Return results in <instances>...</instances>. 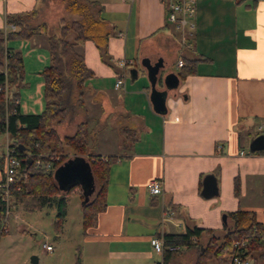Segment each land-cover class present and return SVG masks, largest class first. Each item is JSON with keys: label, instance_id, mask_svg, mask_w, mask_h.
<instances>
[{"label": "crops", "instance_id": "obj_1", "mask_svg": "<svg viewBox=\"0 0 264 264\" xmlns=\"http://www.w3.org/2000/svg\"><path fill=\"white\" fill-rule=\"evenodd\" d=\"M40 1L0 0V29H17L6 16L29 12ZM95 1L114 30L107 50L115 67L101 59L91 39L82 43L85 64L93 72L86 81L85 120L89 134L94 131L97 150L92 153L117 159L110 166L106 207L95 225L81 232L78 264H163L151 236L181 232L186 223L222 234V214L237 208L253 210L264 225L263 207L244 199L264 197V152L250 151L255 134H264L258 130L259 125L264 129V0H193L191 29L167 20L169 0ZM6 46L20 51L24 64L21 87L27 94L23 99L19 89V111L39 113L44 108L40 72L49 62L46 38L37 32L9 39ZM144 57L164 61L160 74H176L178 59L196 60L194 71L168 88L163 113L152 107L150 82L140 63ZM121 59L127 61L123 68L117 65ZM117 72L124 74L120 87H115ZM160 79L156 86L162 85ZM118 114L125 122L116 120ZM123 124L121 130L134 132L125 143L117 127ZM205 174L214 175L217 195L200 194ZM235 177L239 196L233 193ZM152 178L162 181L159 193L148 190ZM188 251V264H194V246L165 264H178Z\"/></svg>", "mask_w": 264, "mask_h": 264}, {"label": "trees", "instance_id": "obj_2", "mask_svg": "<svg viewBox=\"0 0 264 264\" xmlns=\"http://www.w3.org/2000/svg\"><path fill=\"white\" fill-rule=\"evenodd\" d=\"M38 7L23 14L7 15L6 22L17 29H0V128L4 130L7 127L10 147L14 149L20 163L11 187V197L15 201H25L26 209L29 210L54 205V225L59 233L66 215L68 195L76 191L82 200V231L85 232V229L95 225L99 212L106 207L110 166L117 156H103L88 150L89 130L86 120L77 123L74 132L63 138L58 135L56 125L72 117L77 107L84 105L86 81L93 72L85 64L82 43L91 39L98 48L101 59L115 67L107 50L108 38L114 34V30L102 16V8L95 0H69L66 7L74 16L69 21L61 17L57 30L50 29L45 21L31 22L37 17ZM37 32L44 34L49 53V62L40 72L43 79L44 108L39 113H22L19 111L18 93L19 87L25 84L24 64L20 51L6 46V41L30 38ZM195 61L186 59L182 62L179 71L174 75L177 83L186 74L194 71ZM5 82L7 99L4 93ZM176 87L177 84L174 88ZM13 107H16V111L6 114ZM257 136L260 134H255L254 139ZM257 144L258 147H253L250 151L264 152V143L260 147L261 143ZM66 148L71 150V156L63 154ZM43 150L50 153L40 155ZM51 152L61 158L59 161H52L50 170L36 165L37 157L41 161H48ZM74 156L83 157L88 162L95 182V190L87 200H84L79 184H71L66 189H61L55 175L56 168ZM3 163L1 154L0 175ZM199 190L204 197L217 195L218 186L214 175L202 176ZM233 193L239 196L237 177L234 178ZM3 208L1 203L0 214ZM223 214L226 222L223 223L222 234H217L214 228L188 223L181 232L163 233L161 236L165 243L183 246L175 252L164 251L163 264L169 257L191 246L197 250L194 264H230L235 240L246 241V254L253 258L252 264H264V225L256 219L255 212L237 208Z\"/></svg>", "mask_w": 264, "mask_h": 264}, {"label": "rangeland", "instance_id": "obj_3", "mask_svg": "<svg viewBox=\"0 0 264 264\" xmlns=\"http://www.w3.org/2000/svg\"><path fill=\"white\" fill-rule=\"evenodd\" d=\"M69 0H41L39 3V11L37 17L32 23H40L45 21L52 30H57L59 19L63 17L66 21L73 18V13L66 7ZM179 35H176V40ZM171 71H175L174 64L167 67ZM126 78V82L129 81ZM148 81V79H145ZM36 87V85H35ZM37 88V87H36ZM23 99L26 97L27 91L19 87ZM37 91V89H36ZM118 92L121 90L117 89ZM116 91V92H117ZM18 93V95L20 94ZM86 106L77 107L72 117H68L64 122L56 125V131L60 137L70 135L74 132L77 123L85 121ZM96 111V110H95ZM93 109L88 110V114L95 116ZM116 120L125 122V117L118 114ZM108 123L107 120H105ZM101 118L99 124H101ZM65 124V126H63ZM122 132V140L127 142L134 132L132 129H124L123 125H117ZM88 128V127H87ZM66 133V134H65ZM90 133V132H89ZM94 131L88 137V150L96 152L95 144H92ZM91 139V141H90ZM120 138V144L122 142ZM6 144V135L0 136V156L3 153ZM48 155L50 152L43 150ZM52 153V152H51ZM71 150L66 148L63 154L71 156ZM86 154H83V157ZM61 156L50 154V161H59ZM84 192V187H82ZM29 198V197H27ZM26 198V199H27ZM26 199H23L26 200ZM245 203H253L260 205L264 210V197L255 200L253 196L246 197ZM28 201H26L27 203ZM252 204V205H253ZM82 200L79 194L75 192L69 193L66 205V215L62 223L59 233L56 232L54 225L56 208L54 205H44L40 209H26L25 201H15L10 195V214L7 220V230L0 236V264H78L80 258V245H82ZM50 244L52 250H47L43 243ZM192 251L182 253L177 261L178 264H188V257ZM197 252V250H196ZM159 255V254H158ZM156 253H152V257L159 259ZM32 256L36 257V262H32ZM151 257V258H152ZM80 263V262H79ZM123 264V263H121Z\"/></svg>", "mask_w": 264, "mask_h": 264}, {"label": "built area", "instance_id": "obj_4", "mask_svg": "<svg viewBox=\"0 0 264 264\" xmlns=\"http://www.w3.org/2000/svg\"><path fill=\"white\" fill-rule=\"evenodd\" d=\"M194 15V3L193 0H169L166 6V18L168 21L175 23L178 27L182 28L187 26L189 29L193 28V22L189 18ZM127 64V61L124 59L118 60L117 65L120 68H123ZM177 65H182V60H177ZM115 87H120L123 85V72L116 73ZM4 93L5 98H8L7 94V85L4 83ZM16 103V101H15ZM16 111V107L8 109L6 114ZM258 130L264 132V129L261 125L258 126ZM1 134L6 135V144L4 145L3 150V170L0 175V204L2 203L4 208L0 214V234L4 233L7 230V220L10 214V195L11 187L15 180V176L19 169V159L14 153V149L10 147L9 144V135L7 127L4 130L0 128ZM243 152V151H240ZM40 155H45L43 152ZM36 165L44 168L45 170H50L52 168V161H41L39 157L36 159ZM162 188V181L159 178H152L148 182V190L152 194L159 193ZM150 244L154 251L162 255L164 251L175 252L179 249H182L183 246L180 244L174 243H165L162 236H151ZM43 246L47 250H51L52 246L47 243H43ZM234 249L230 254V264H252L253 258L246 254V241L245 240H235L233 243ZM157 264H162V261Z\"/></svg>", "mask_w": 264, "mask_h": 264}, {"label": "water", "instance_id": "obj_5", "mask_svg": "<svg viewBox=\"0 0 264 264\" xmlns=\"http://www.w3.org/2000/svg\"><path fill=\"white\" fill-rule=\"evenodd\" d=\"M141 65L145 68L147 78L150 82V101L153 109L158 113L165 112V100L167 97V87L174 88L177 84V80L171 85H168V79L174 77L173 72L161 73L162 68L165 67V63L162 59H157L154 62H151L149 58L144 57L140 61ZM131 78L134 79L137 74L136 68H130L129 70ZM160 76L161 81L164 85H167L164 89H159L156 86V81ZM172 81V80H171ZM264 134H260L257 138L252 139L253 142L250 143V150L253 147H258L257 143H264ZM56 178L60 184L61 189H66L71 184H79L82 190L84 187V192L82 190V194L84 196V200H87L91 195L95 187V182L92 177L91 169L88 165V162L80 156L71 157L64 162H62L55 170ZM208 183V182H207ZM208 185V184H207ZM222 221L226 222L225 214H222ZM32 262H36V257L32 256Z\"/></svg>", "mask_w": 264, "mask_h": 264}, {"label": "flooded vegetation", "instance_id": "obj_6", "mask_svg": "<svg viewBox=\"0 0 264 264\" xmlns=\"http://www.w3.org/2000/svg\"><path fill=\"white\" fill-rule=\"evenodd\" d=\"M171 80L172 79H168V85H171L172 84V81ZM161 83H162V81H161ZM166 87H167V85H164L163 83H162V85L158 86L159 89H164ZM167 90H169L168 87H167Z\"/></svg>", "mask_w": 264, "mask_h": 264}]
</instances>
